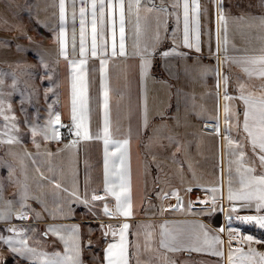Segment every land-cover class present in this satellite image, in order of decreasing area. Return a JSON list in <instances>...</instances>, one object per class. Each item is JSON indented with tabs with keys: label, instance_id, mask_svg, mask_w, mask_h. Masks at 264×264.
<instances>
[{
	"label": "snow or ice",
	"instance_id": "obj_1",
	"mask_svg": "<svg viewBox=\"0 0 264 264\" xmlns=\"http://www.w3.org/2000/svg\"><path fill=\"white\" fill-rule=\"evenodd\" d=\"M208 4L211 7L201 0H59L57 24L52 27L39 20L33 11L39 7L35 0H24L23 4L17 0H3L0 30L18 31L20 38L32 42L20 19V14L26 13L38 31L49 30L56 44V58L49 61L40 45L33 49L16 45L17 51L35 52L37 69L27 73L39 81L34 93H26L18 86L15 72H0V144L8 145V155L21 163V174L18 175L13 164L0 158V168L7 170L8 182L17 188L11 199H5L4 186L0 182V264H182L175 259L179 253L205 254L223 259V264H264V252L254 247L264 245V235L245 234L240 227L234 226L250 225L264 232V0H259V15L247 11L239 2L234 5L240 9L238 13H233L225 0H208ZM251 7L253 5L249 3L247 8ZM210 13L215 19V52L211 46V29L205 33L202 23ZM13 20L17 23H12ZM233 25L246 45L239 56L228 55L229 32ZM205 34L209 36V57L214 56L215 68L203 64L202 36ZM253 41L259 43L258 48L248 46ZM10 45L11 41L0 39V47ZM232 47L235 49L234 44ZM61 59L71 84L67 124L62 121V114L55 107L56 99H53L60 86L57 66ZM92 60L98 62V69L90 66ZM117 60L137 62L142 92L141 123L137 132L148 133L151 128L149 150L166 139L174 151L165 158L179 166L175 175L180 186L159 189L155 199L161 201V215L179 213L184 218L164 220L158 231L144 224H137L133 230L136 205L131 167L132 129L129 126L122 131L112 116L110 67ZM172 60L183 63L184 73L193 83L203 82L211 73L215 74L217 115L206 116L203 106L191 105L193 110L200 109L198 115L204 116V130L219 141V181L210 187L197 177L186 143L178 139L168 125L154 127L151 124L155 116L163 119L164 114L149 106L147 82L157 66L162 63L168 68ZM233 66L242 69L244 80L236 77L233 81L231 75L226 74ZM94 70H98L96 108L99 114L95 131L92 128L91 94ZM122 75L127 82V72ZM8 77L11 78L8 85L11 91L5 92ZM252 80H258L259 84H250ZM41 89L46 104L45 115L42 117L41 109L34 108L30 116L24 105L32 104L33 94L39 99ZM13 95L20 97L23 121L15 115ZM191 99L195 101L196 97L193 95ZM21 123L28 129L23 135ZM29 140L35 147V154L25 151L20 156L11 151L12 146ZM93 141L103 146L102 187L92 189L89 195L86 181L81 196L76 183L78 146ZM61 144L62 147L52 150L53 145ZM182 151L184 158L179 159L178 154ZM61 156L69 158L67 168L72 177L71 188L64 182L68 174L64 166L58 170L51 163L52 159ZM24 159L30 160L39 173L35 180L39 192L33 190L28 177L23 174ZM152 164H155L154 181L160 183L159 173L163 166L157 162L154 153L151 162L145 165L144 175L147 177ZM186 176H190V181L186 182ZM163 182L170 181L165 179ZM191 194L195 195L194 200L184 199L185 195ZM33 203L39 206V211ZM73 205H83L86 216L90 214L97 221L105 244L102 256L93 251L99 241L91 238L96 231L91 224L84 233L80 224L60 222L72 217L75 213ZM217 212H222L225 220L223 224L217 220L218 226L213 227ZM49 238L58 241L62 249L48 251ZM244 245H247V251H244ZM86 252L91 253L87 258Z\"/></svg>",
	"mask_w": 264,
	"mask_h": 264
},
{
	"label": "crops",
	"instance_id": "obj_2",
	"mask_svg": "<svg viewBox=\"0 0 264 264\" xmlns=\"http://www.w3.org/2000/svg\"><path fill=\"white\" fill-rule=\"evenodd\" d=\"M24 2V0H20ZM201 2L207 6L211 7L208 4V0H201ZM226 4L232 8L233 13H238L240 9L234 7V5L239 2L245 9L253 14H260L259 0H225ZM35 3L39 5L38 8H34L33 11L38 14V18L41 21H46L51 24L52 27H55L58 19V4L59 0H35ZM253 5L250 9L247 8L248 4ZM71 10L69 9V12ZM28 21V36L33 40L39 35L44 38V44H37L42 47L46 52V58L49 61L55 60L56 44L52 38L49 30L45 29L38 31L34 22ZM204 31L207 33L208 29H211V46L213 52H215V19L214 15L210 13L209 18L203 20ZM78 24H77V35H78ZM14 37H17L21 41H28V39L20 38V33L14 31ZM16 34V35H15ZM256 33H253L255 35ZM71 24H69V43H71ZM203 41V64L208 65L212 68H215L216 62L215 58L209 57V36L207 34L202 36ZM229 50L228 55L239 56L242 55V49L246 46L244 41L241 38L240 32L236 31L235 26H230L229 32ZM128 43H131L129 39ZM235 45L233 49L232 45ZM249 47H259L257 41H253ZM24 55H16L18 57H24L22 63H19V67H22L21 64L26 65L23 67H28L33 69L34 72L37 69V58L35 52L25 53ZM26 62V63H25ZM187 64L191 65L192 61H187ZM33 66V67H32ZM90 66L94 69H98L97 61H90ZM225 69L228 68L227 65L224 66ZM127 72V82L125 81L122 73ZM111 72V86H112V116L114 122L118 121L121 130L126 131L129 126L132 129V138H131V167H132V177H133V197L136 205V216L132 222L133 230H135L137 224L151 225L156 231L159 230V225L164 222V220H175L183 219L184 217L179 214L164 213L161 215L159 211V205L161 201L155 199V192L163 188L168 190L171 187L180 186L179 178L175 175L177 164L173 163L170 158H165L169 156L171 151H174L170 146H168V141L160 140L159 143L154 144L149 150L148 145V136L151 134V128L148 133L143 131L137 132V129L141 123V105H142V92L141 85L139 83L138 71H137V62L135 60H129L127 62H122L117 60L110 67ZM171 72V74H170ZM57 73L59 77V88L57 89L56 97V109L62 114V121L67 124L69 123V114H70V101H71V84L70 78L68 77V72L64 61L61 59L60 64L57 66ZM226 74L231 75L233 81L236 77H240L241 80L245 79L244 73L240 67L233 66ZM93 86L91 89V94L93 97V122L92 128L95 131L96 122L99 119L98 109L96 108V96L98 88V70L93 71ZM25 78V77H24ZM34 79V77H33ZM37 83V80L34 79V85ZM250 84H259L258 80H252ZM214 86H215V74L211 73L203 82L193 83L184 73L183 63L177 60H172L168 68H166L162 63L157 66L153 73L152 78L147 82V95L149 106L153 107L159 111L163 112V119L160 116H155L151 120L152 126H160L162 124L168 125V128L172 131L178 139L184 141L188 146V157L194 164V170L197 177L200 178L201 182L206 186H211L214 183L219 181V170L217 167L218 160V143L219 141L211 136L208 132L204 130L205 119L204 116L198 115L200 109H192L191 105L193 103L203 106L206 110V116H215L217 115V100L214 97ZM235 87L233 83L232 88ZM230 88V91H232ZM35 87L33 88V91ZM213 93V95H209ZM196 97V100L191 99L192 96ZM36 96V95H35ZM201 97H203L201 99ZM37 99V96H36ZM38 106L41 109V114H44L43 109L46 108L43 96H39L37 99ZM34 110H32L31 114ZM30 114V112H29ZM43 117V115H41ZM222 116V110H221ZM63 131V130H62ZM67 140H65V143ZM32 144V143H31ZM163 144L167 147L162 148L159 145ZM33 145V144H32ZM63 145H53L52 150L54 151L57 147H62ZM34 147V145H33ZM42 147H47L43 145ZM35 149V147H34ZM26 149L20 150V152H25ZM36 151V150H35ZM34 151V154H35ZM18 153L19 152H15ZM155 154L157 157V162L163 166V171L159 173L161 177V182L156 183L154 181V172L155 164H152L148 168L147 177L144 175V168L146 164H149L152 160V154ZM179 159L184 158L183 151L178 154ZM68 156H61L52 159L51 163L53 167L59 168L64 166L66 173L64 182L69 185L71 188L72 177L68 172L67 163ZM78 164L76 166V183L78 190L81 196L85 192V184L87 181L89 195H91L92 189L102 187L103 179V146L100 142H82L78 146V155L76 157ZM12 160L17 161L18 159L12 156ZM20 161V160H19ZM24 161V160H23ZM31 162V161H30ZM87 162V164H86ZM16 166L19 168V164L15 162ZM32 164V163H31ZM21 168V167H20ZM24 173H27V166H24ZM27 170V171H26ZM145 179L147 180V186L145 187ZM167 179L169 183H164L163 181ZM190 176H186V182L190 181ZM32 182V181H31ZM30 182V183H31ZM35 183V182H34ZM187 186V183L185 184ZM36 192H39V189L36 188ZM183 195V193H182ZM210 195V194H209ZM189 195H185L184 199L188 200ZM151 201V203H149ZM174 203L175 201L172 200ZM35 204V203H34ZM155 205V207L153 206ZM227 206L225 202V207ZM40 210L39 206L35 204L33 206ZM75 208V213L72 217L66 221H60L62 223L71 225V224H80L82 232L86 233L88 228L87 225L91 224L93 229H96L92 235L93 241H99V246L94 248L93 251L98 253L100 256L103 254V248L105 244L100 230L98 229L97 221L92 218L90 214L86 216L87 210L83 205H73ZM99 212V209H96ZM223 218L219 219V223L223 224L225 217L222 213ZM51 222V221H49ZM30 223V222H29ZM213 227H217V220H213ZM239 224L234 226L238 227ZM41 228L44 226L41 225ZM130 239H135V237H130ZM87 237H85V241ZM264 248V245H256ZM245 249L246 246L244 245ZM258 248V247H257ZM54 249H62V245L59 244L54 238H49L47 240V250L52 251ZM91 253L86 252L85 258L90 256ZM175 259L182 264H203L204 261H207L208 264H223V259L212 257L200 253H179L176 254Z\"/></svg>",
	"mask_w": 264,
	"mask_h": 264
},
{
	"label": "rangeland",
	"instance_id": "obj_3",
	"mask_svg": "<svg viewBox=\"0 0 264 264\" xmlns=\"http://www.w3.org/2000/svg\"><path fill=\"white\" fill-rule=\"evenodd\" d=\"M17 2L23 4V2L20 0H17ZM2 7H3V0H0V10H2ZM9 18L11 19V17H9ZM20 19L23 21V24L28 29L29 26H28V21H27L28 20L27 14L21 13ZM12 23L15 24V23H17V21L13 20ZM14 31L6 32L3 30H0V39H7V40L11 41V45L9 47H7V48L0 47V72H9V73L15 72L17 77H18V80H19L18 86L22 90H24L26 93H28V92L34 93L33 88L39 87V81H37V83H35V85H34L33 76L27 74L29 72H34L33 69H31V68L29 69L28 67H23V66H26L23 64H21L22 67H19L17 60H22V59L24 60L25 58L24 57H18V56L19 55H23V56L25 55L26 56V54L22 53V51H17L16 45H20L23 48H27V49H33V48H35V45H37V44H41V45L44 44V38H43L44 36L40 37L38 35L33 40L34 43L32 42L30 44L26 40L21 41L17 37H14V33H15ZM16 55H18V56H16ZM10 84H11V78L8 77V78H6V84L4 86L5 92L11 91V89L8 87V85H10ZM40 95L43 96V90L42 89L40 91ZM11 99H12V105H13L15 115L17 116L18 120L23 121L24 114L20 111V107H21L20 97L17 95H13V97H11ZM37 106H38V102H37L35 94H33V96H32V104L30 105V104L26 103L24 105V107L28 109V112H30V114H29L30 116H31L32 110H34V108H37ZM41 115L44 116V114H41ZM41 122H43V121H41ZM0 123H2V122H0ZM20 131H21L22 135L26 134L28 132L27 127H25L23 123L20 124ZM24 148L26 149L27 152H31L34 154L35 149H34L33 145L31 144L30 140L27 143L12 146L11 151L12 152H19V155L23 156L24 152H20V150H23ZM9 150L10 149H9L8 145L0 144V158L7 160L9 163L13 164V166L16 167V169H17V174L19 175V174H21V168H20L21 163L19 160H17V161L12 160V156L8 155ZM15 162H17L19 164V168L16 166ZM24 166H27L28 171L26 170L27 173H24L25 170H23V174L28 177L29 183L32 181L30 183V185L32 186L33 190L36 191V184L34 182H35L36 178H38L39 173H37L35 171V167L31 164L30 160H28V159H24L23 169H24ZM0 182H2L3 186H4V191H3L4 198L5 199H11L13 197V194L17 191V188L14 184H11L8 182L7 170L4 168H0ZM188 198L189 199H195V195L191 194L188 196ZM34 205L35 204L33 203V206ZM197 208H199V207H197ZM241 214L243 215V214H247V213H241ZM222 218H223L222 212H217L216 220H219ZM238 227H240L242 229V231L244 229H246L247 231L246 230L243 231L245 234H251V232L249 230H251L253 226L238 225ZM245 246H246V248L244 249V251H247L248 250L247 245H245ZM254 247H256V248L258 247L257 248L258 251L264 252L263 247L256 246V245H254Z\"/></svg>",
	"mask_w": 264,
	"mask_h": 264
},
{
	"label": "trees",
	"instance_id": "obj_4",
	"mask_svg": "<svg viewBox=\"0 0 264 264\" xmlns=\"http://www.w3.org/2000/svg\"><path fill=\"white\" fill-rule=\"evenodd\" d=\"M244 230H246V229H244ZM249 231L251 232V234H253V235L257 236V237H260L261 235H264V232H262L261 230L257 229L255 226H253L252 229L249 230Z\"/></svg>",
	"mask_w": 264,
	"mask_h": 264
},
{
	"label": "built area",
	"instance_id": "obj_5",
	"mask_svg": "<svg viewBox=\"0 0 264 264\" xmlns=\"http://www.w3.org/2000/svg\"><path fill=\"white\" fill-rule=\"evenodd\" d=\"M194 200V199H193ZM197 207H199V205H197Z\"/></svg>",
	"mask_w": 264,
	"mask_h": 264
}]
</instances>
